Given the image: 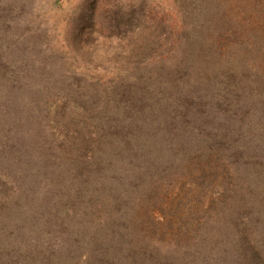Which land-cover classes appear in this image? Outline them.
<instances>
[{"label":"rangeland","instance_id":"obj_1","mask_svg":"<svg viewBox=\"0 0 264 264\" xmlns=\"http://www.w3.org/2000/svg\"><path fill=\"white\" fill-rule=\"evenodd\" d=\"M0 264H264V0H0Z\"/></svg>","mask_w":264,"mask_h":264},{"label":"trees","instance_id":"obj_2","mask_svg":"<svg viewBox=\"0 0 264 264\" xmlns=\"http://www.w3.org/2000/svg\"><path fill=\"white\" fill-rule=\"evenodd\" d=\"M243 1H246V0H189L191 7H193L194 9L195 8L197 9V6H201L202 10L204 9L206 15L211 12V9H221L222 10L228 6H235V5L241 6ZM252 1H255V0H252ZM260 1L262 2V0ZM222 31L227 32V30H222ZM230 35H231V31H230Z\"/></svg>","mask_w":264,"mask_h":264}]
</instances>
